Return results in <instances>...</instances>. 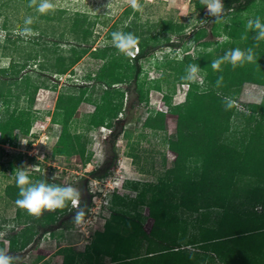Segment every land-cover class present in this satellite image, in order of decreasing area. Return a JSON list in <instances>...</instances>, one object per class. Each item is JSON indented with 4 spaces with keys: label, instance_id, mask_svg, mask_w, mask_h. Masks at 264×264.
<instances>
[{
    "label": "rangeland",
    "instance_id": "1",
    "mask_svg": "<svg viewBox=\"0 0 264 264\" xmlns=\"http://www.w3.org/2000/svg\"><path fill=\"white\" fill-rule=\"evenodd\" d=\"M194 1L138 0L139 8H132L130 16L125 19L122 15L126 9L132 7L130 0H50L54 9L44 14L37 10L40 0L34 5L31 0H0V68L10 67L13 61H17L18 69L26 64L19 75L13 74V71L7 73L11 76L8 84L12 85L4 89L5 94L8 95L7 101L0 99V120L8 110L13 112L16 109L18 113L27 109L32 118L30 133L26 135L17 129L14 133V144H2L0 133V250L14 258L13 264H63L65 249L78 255L77 264H89L90 259L93 260L92 264H116L109 256L97 260L88 255V252L93 251L92 244L98 233L104 232L108 220L112 218L114 209L133 211L134 215L139 213L143 222H147L146 206L139 205L134 208L117 206L114 203L116 193L137 199L139 191L132 186L133 182H137L141 189L147 192L146 201L151 199L153 191L145 185L162 183L167 177V171L174 166L175 155L169 148V141L175 137L178 115L172 114V109L186 101L193 83L199 84L201 92L217 89V82L215 84L211 79L206 80V76L201 72L199 73L201 78L196 81L188 79L185 81L182 77L181 80H177L181 75L178 72L179 65L176 64L171 70L165 68L166 63L174 59L182 60L186 55L198 58L203 51L213 52L217 59L231 50V43L236 35L249 34L252 31L246 28L249 19L256 17L264 19V0H257L242 13L225 12L220 22H216L206 8L203 11L198 9ZM78 11L88 13L94 19L96 17L94 21L97 23L91 36L82 44V47L89 49L66 74L51 73L55 71L52 65L56 63V58L59 55L67 57L72 45L78 43L72 36L69 26L72 17ZM29 18L32 22L25 23ZM135 18L139 25L147 28L158 24L161 20H173L186 25V28L182 32L183 40L179 39L178 34L172 36V41L178 43V47L163 46L150 58L142 61L144 72L139 83L144 81L147 83L145 88L149 89L148 98L138 103L135 84L125 95L126 111L120 114L119 117L123 118L119 124H116L117 130H121L122 134L115 147L118 154L115 166L109 171L108 176L102 179L95 178L91 173L106 167L107 162H111L112 159V146L108 140L110 128L106 125L90 128L89 116L95 112L96 104L83 102L79 106V115L70 124V129L72 133L84 136L86 153L88 157L91 156V160L81 163L75 155H61L56 149L63 128L61 124L56 123L60 120L59 117L56 118L58 115L56 104L61 93L79 92L78 89H71L70 86L84 84L89 75L95 76L102 69L106 60L94 59L91 53L106 47L110 42L109 34L114 25L120 20L122 28V22L129 23ZM104 21H107L106 25L103 24ZM5 24L12 32L10 40L5 39L8 33L4 29ZM26 28L31 29V33H25ZM202 28L207 30L208 35L199 42H194V31ZM205 41H211L208 47L203 46ZM136 53L137 50L132 54ZM43 63L48 67L45 72L40 70ZM220 72L224 74V64ZM27 74L33 84L40 85L33 103L26 94L18 99L19 94L25 89L18 87V84L21 77ZM183 75L186 77L187 71ZM17 77L20 80L18 82H16ZM42 83H46L47 86L41 87ZM56 83L57 88H53ZM103 89L105 88L100 86L90 87L87 96L93 94L92 99L100 103ZM223 93L236 101L235 105L239 112L233 116L230 132L225 135L223 141L238 154L243 155L247 151L249 141L247 120L250 116L263 114L260 106L256 105H260L263 101L264 85L247 82L236 96L229 92ZM158 112L165 115L164 128L162 130L147 128L145 122L148 117ZM262 118L258 121L264 126V116ZM256 123L253 122L252 126H256ZM18 169H24L28 175H33L32 180H44L61 186L71 185L81 191V196L84 193L87 198L93 195L92 206L84 223L77 225L73 219H67L64 226L58 222L54 230L49 233L44 234V230L39 229L26 249L11 251L9 237L19 235L26 227H33L35 224L32 220L38 218L32 216L18 219L19 207L7 195V188L16 184L15 172ZM258 171L264 174V167L259 168L258 165L256 172ZM236 179L241 187L247 185L264 187L256 174L249 177L239 173ZM217 211L210 210L212 218L216 216ZM202 213L191 214L182 209L177 212L181 221L191 220L189 229L192 232L195 231L196 216ZM163 230L167 232L166 228ZM169 233L171 232H167V235ZM19 242L17 241L18 244ZM147 244L144 242L141 253H145ZM187 248L198 251L195 246Z\"/></svg>",
    "mask_w": 264,
    "mask_h": 264
},
{
    "label": "trees",
    "instance_id": "2",
    "mask_svg": "<svg viewBox=\"0 0 264 264\" xmlns=\"http://www.w3.org/2000/svg\"><path fill=\"white\" fill-rule=\"evenodd\" d=\"M256 2L257 0H223L225 12L231 9L237 13L248 10ZM194 4L202 11L206 8L199 0H195ZM132 8L126 9L122 17L128 19ZM94 20L96 17L94 19L88 13L76 12L69 26L72 36L78 43L72 45L67 57L59 55L56 58V63L52 65L55 71L51 73L66 74L69 68L86 54L89 48L82 47V44L91 36L97 23ZM261 20L264 22V19ZM106 22L103 24L106 25ZM122 24L121 28L119 20L111 29L110 42L104 49H96L91 53L94 59L106 60L98 74L89 75L82 85L70 86L79 92L61 93L56 104L58 110L56 118L60 119L56 123L61 124L63 128L57 142V152L66 156L75 155L79 162L87 163L91 156L88 157L86 153L84 136L72 133L70 124L79 115V106L83 102H95L96 110L89 116V126L97 128L106 125L110 128L108 140L111 142L113 153L111 162L108 161L106 167L91 173L95 178L101 179L109 175L118 157L115 147L122 133L121 130H117L116 124L123 118L119 117L120 114L126 111L125 95L135 84L138 103L148 98L149 89L145 88L147 83L145 81L139 83L144 72L142 61L150 58L163 46L178 47V43L172 41V36L178 34L179 39L183 40L182 32L186 28V25L173 20H161L150 28L139 25L137 18ZM6 26L5 24L4 29L8 33L5 39L10 40L12 32ZM117 31L133 33L139 38L137 53L134 56L121 53L113 46L112 33ZM207 35L205 28L194 31V42H199ZM255 35L254 30L249 34L236 35L231 43V49L240 48L246 51L252 48L255 53L254 62L235 68L225 62L224 74H221L220 70L212 69L211 64L215 60L213 52L203 51L198 58L186 55L182 60L174 59L166 63L165 68L171 70L176 64L179 65L178 72L181 75L177 80L185 78L183 74H186L187 66L198 65L206 80L211 79L215 83L222 76L223 81L216 87L217 89L213 88L208 92L199 91V84L193 83L186 101L172 109L171 113L178 115L175 137L169 141V148L175 155L174 166L167 171V177L162 183L145 185L153 191L151 199L146 201L147 192L141 189L137 182L132 183L133 188L139 191L137 199L116 193L114 203L117 206L126 208L146 206L147 222H143L139 213L134 215L133 211L115 208L104 232L98 233L93 242V251L88 252L89 257L99 260L103 256H109L116 264H264V187L260 185L241 187L236 179L239 173L249 177L256 174L264 184V174L256 172L258 165L259 168L264 167V126L258 121L264 116V98L260 105H256L260 106L263 114L250 116L247 120L249 127L247 151L243 155L238 154L223 141L225 135L230 132L233 116L239 113L235 104L231 109H226L224 98L228 96L223 92L236 96L247 82L264 85V42L256 41ZM210 43L211 41H205L203 46L208 47ZM16 62L13 61L8 68H0V99L7 101L8 95L4 89L12 85L8 84L11 76L7 73L13 71V74L19 75L26 67L24 64L18 69ZM46 65L41 64V72L48 70ZM18 77L16 82L20 81ZM21 78L18 87L25 89L19 94L18 99L26 94L33 103L40 85L33 84L28 74ZM43 85L47 86L46 83H42L41 87ZM97 86L105 88L100 103L92 99L93 94L87 96L90 87ZM210 86L212 88V85ZM52 87L57 88V83ZM164 122V113L158 112L148 117L145 126L162 130ZM253 122H257L256 126H252ZM31 127L32 118L27 109L19 113L17 109L13 112L8 110L0 120L1 143L14 144L15 131L20 129L27 135ZM29 177L34 178L33 175ZM7 195L16 203L19 198L17 184L7 188ZM85 195L84 193L81 196V206L87 205L85 208L87 218L93 195L89 198ZM259 207L261 209H258ZM180 209L191 214L203 212L196 216L194 232L189 229L191 220L181 221L177 214ZM22 210L21 208L18 210V219L32 217ZM210 210H218L215 217H211ZM75 211L70 203L65 209L45 211L42 216L32 220L35 224L33 227H26L19 235L9 237L11 251L26 249L39 229H43L46 234L54 230L58 222L64 226L67 219H73ZM164 228L171 233L167 235ZM16 240L20 241L19 244ZM144 242L148 243L147 249L145 253H141ZM189 246L197 247L198 251L189 250L187 248ZM63 252L66 253L63 264H77L76 253L68 249ZM89 261L91 263L93 260Z\"/></svg>",
    "mask_w": 264,
    "mask_h": 264
},
{
    "label": "clouds",
    "instance_id": "3",
    "mask_svg": "<svg viewBox=\"0 0 264 264\" xmlns=\"http://www.w3.org/2000/svg\"><path fill=\"white\" fill-rule=\"evenodd\" d=\"M201 2L206 5L208 13L215 18L216 22H220L224 18L225 6L222 0H201ZM31 3L34 5L37 3V0H31ZM130 4L133 9L139 8L138 0H130ZM52 9H54V5L50 0H40L37 10L44 14ZM31 22V18L25 21L27 24ZM246 28L255 31L256 35L254 39L256 41L264 40V22H261L259 17L249 19ZM24 32L31 33V29L26 28ZM112 44L121 53L131 55L137 49L139 38L133 33L117 31L112 33ZM254 60L255 53L252 48L246 51L235 48L227 51L222 57L213 60L211 67L213 70L219 71L220 66L225 62L230 63L235 68L237 66L242 67L245 63H252ZM200 71L201 69L198 65H189L187 69L188 75L185 78L196 81L201 78L199 77ZM222 81L223 77L221 76L217 80V86ZM224 99L226 109H231L236 103L231 98L225 97ZM15 177L16 184L19 187V198L16 200V204L29 215L40 217L45 211L52 212L58 209H65L70 203L71 208L76 209L73 221L77 225L84 223L87 205L81 206V191L78 188L71 185L60 186L58 184H50L44 180H32L24 169H18L15 172ZM13 259V257L6 255L3 250H0V264H13Z\"/></svg>",
    "mask_w": 264,
    "mask_h": 264
},
{
    "label": "bare ground",
    "instance_id": "4",
    "mask_svg": "<svg viewBox=\"0 0 264 264\" xmlns=\"http://www.w3.org/2000/svg\"><path fill=\"white\" fill-rule=\"evenodd\" d=\"M90 165V164H89ZM92 166V165H91ZM92 168V167H91Z\"/></svg>",
    "mask_w": 264,
    "mask_h": 264
}]
</instances>
